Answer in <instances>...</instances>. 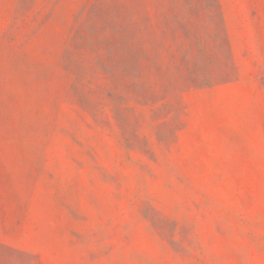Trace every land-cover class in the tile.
Wrapping results in <instances>:
<instances>
[{"label":"rangeland","instance_id":"obj_1","mask_svg":"<svg viewBox=\"0 0 264 264\" xmlns=\"http://www.w3.org/2000/svg\"><path fill=\"white\" fill-rule=\"evenodd\" d=\"M0 264H264V0H0Z\"/></svg>","mask_w":264,"mask_h":264}]
</instances>
